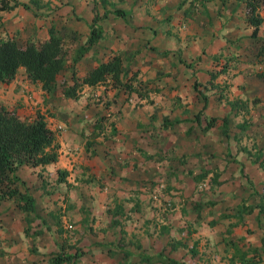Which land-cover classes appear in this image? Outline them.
<instances>
[{
    "label": "crops",
    "instance_id": "0c3cea01",
    "mask_svg": "<svg viewBox=\"0 0 264 264\" xmlns=\"http://www.w3.org/2000/svg\"><path fill=\"white\" fill-rule=\"evenodd\" d=\"M19 1L26 2L27 8L14 6L7 10H0L1 14L10 16L0 26L6 31V34L0 33V36H13L16 40L23 41L30 36L29 34L37 36L36 33L41 32L42 35L39 38H44L47 36V31L43 33L44 29L51 27L55 34L62 37L66 56H75V62L78 64L84 62L85 69L78 75L108 54L117 53L106 50V55L99 52L102 47V37L106 35L119 36L125 51L131 50L132 54L136 53L134 55H137L139 51L142 52V56L140 58L136 56L135 61L130 65L124 64L122 60L123 80L133 72H137L133 79L128 80L133 87L135 83L139 84L140 80L158 79L165 73L170 75L168 87L175 86L182 75L185 79L188 77L185 73L186 66H184L187 62L184 61L186 58L193 60L191 67L196 74L202 72L201 67L210 69V63L205 62L207 57L194 59L192 54L182 52V55H179L177 51H173L175 31L183 37L185 33L196 29L198 17L206 15L200 3L186 8V2L189 0H154L152 2L151 0H130L129 3H126V0H119L120 3L97 0V4L91 2L92 0ZM90 4L94 7L90 8ZM113 8L121 9L122 15L116 16ZM135 8L137 12H142L141 17L136 18L132 15L136 13ZM109 9L112 12L109 13ZM240 9L241 12L238 14L232 7L209 10L210 16L218 24L217 31L205 36L209 41L206 47L210 48L212 55L223 57L224 54L229 55V51L235 53V47L231 46L228 39L234 40L241 35L239 27L243 18L239 15L242 14L244 17L242 2ZM172 10L174 17L170 15ZM102 13L105 14L102 16ZM94 15H97L96 19H93ZM91 23L98 29L99 35L88 42ZM12 29L14 31H11ZM249 32L250 29L246 30L245 35ZM221 35L229 38L220 40ZM212 42H218V45L215 46ZM83 46L85 48L80 51L79 48ZM178 57L182 59L180 62L185 63L182 65L183 70L177 62ZM17 69L23 73L20 75L16 70L8 83L0 82L9 88L3 93L0 90V102L15 108L20 116L31 119L36 111L42 113L41 100L44 101L47 92L41 90L38 81H31L27 77L23 66ZM178 71H181V74L171 79V75ZM237 78L241 79V76ZM108 86L110 84L104 83L82 86L76 101L81 102L83 98L84 102L75 108L77 110L61 109L59 114L62 118L60 116L53 120L49 118L52 123L46 122L52 129L61 128L54 130L58 144L55 162L43 166L20 165L17 167L16 174L20 178L17 182L18 190L21 193H29L33 197L34 205L30 212L29 210L23 212V209L19 208L14 201V195L0 199V264H39L43 257L46 259L49 257L48 252L57 250L58 246L68 252L79 250L78 256L72 260L75 264L80 261L90 262V260L97 262L99 259L93 256L97 257L99 254L105 255L104 264H161L159 261H149L151 256L155 255L168 256L179 260L182 264H241L237 259L238 252L245 249L248 244H260V241L257 243L251 236L256 231L254 227H249L250 230H247L248 226L243 224V221H236L225 228L216 225L209 227L194 225V220L199 221L195 217L196 213H200L199 208H196V213L187 211L185 207L188 205H183L178 194H173L176 193V190H172L174 187L165 191L163 188L165 178L160 177L157 168L156 172L154 167L146 172L142 164V157L145 158V146H137L135 155L129 153V156L125 152L130 148H125L126 151L123 152L126 160L121 167L114 170L117 173L116 176L108 175L107 177L106 175V178L99 180L97 177L89 176L91 179L88 181L80 178L84 173L85 176L86 173H98L97 158L102 159L104 172L108 170L110 174L111 170L113 171L111 167L107 169L106 157L97 155L95 151L91 154L92 147L83 145L85 139L82 135V130H91L94 134L93 122L105 119L106 116L102 113L106 98L103 94L108 91L105 89L104 92H100L99 88ZM112 87L115 88L116 93L128 90L120 85ZM37 89L43 92L41 98L39 96L34 98ZM129 92L133 94V97L124 98L122 103V115L128 122V125L123 127L130 129H127L128 131H136L138 130L136 122L145 120V110L149 107L135 92ZM99 93L102 96L99 97ZM92 96L98 100L95 106L86 102L92 100ZM163 101L161 98L156 99L158 105L163 104ZM175 104L177 102H174L173 106ZM85 109L87 112H84ZM177 113L178 111L172 116ZM136 139L137 142L142 140L137 134ZM106 141L103 142L106 143ZM109 142L112 145L110 140ZM142 150L144 153H141ZM111 151L113 152V149ZM207 160L202 152L200 157H192L191 163L199 165L206 163ZM218 160V157H214V161ZM251 160L248 155L247 158L240 157L243 163H250ZM57 168L66 169L64 179H57ZM72 170L77 174L73 175ZM210 207L217 211L215 203ZM97 209L99 212L103 211V214H98ZM32 211L35 216L50 218V222H46L49 225L46 226V232L38 229L39 232L33 235L28 232L34 229L29 231L24 229L25 221L20 228H14L11 220L7 221L13 213L19 215V218L22 213L25 219L26 213H29L30 217ZM13 220L16 222L15 219ZM55 221L60 222L63 228H67L61 230L59 227V236L52 228L55 226ZM68 224L70 226H67ZM83 225L91 234L90 239L82 240ZM231 242H234L233 245H236L238 252H234L235 247ZM67 244L72 246L69 247ZM65 245L68 247L65 248ZM31 246L34 248L33 251H29ZM191 246L195 250L194 255L191 254ZM80 250L83 252L81 253ZM261 257V260L251 264H264V253Z\"/></svg>",
    "mask_w": 264,
    "mask_h": 264
},
{
    "label": "rangeland",
    "instance_id": "374dc122",
    "mask_svg": "<svg viewBox=\"0 0 264 264\" xmlns=\"http://www.w3.org/2000/svg\"><path fill=\"white\" fill-rule=\"evenodd\" d=\"M110 1L115 2L119 0ZM129 1L126 0V3H129ZM152 1L154 0L150 2ZM91 2L97 4L98 1L92 0ZM117 3H120V1ZM198 3L203 5L206 15L198 17L196 29L185 33L183 37H181L178 31H175L173 36V46L175 48H173V51H177L179 55H182V52L183 54H192L194 55V59H199L202 56L203 59L207 57L205 62L208 61L210 63V69L201 67L202 72L196 74L191 67L193 60H187L186 58L184 59V61H187L185 64L180 62L182 59L178 57L177 62L178 64L180 63L179 67L183 70V67L186 66L185 73L188 77L185 79L182 75V78H180V81L175 86L171 85L168 87L170 75L166 73L158 79L140 80L139 84L135 83V87L143 94L140 96L142 101L146 105L148 104L147 107H149V109L145 110V120L136 122L135 125L138 128L136 131H128L130 129L125 126L123 127V125H128V122L122 115V103L124 98L133 97V94L129 92L130 90L116 93L115 88L112 86L103 89L99 88L100 92H104L103 90L105 89L108 91V93L104 92L103 94V97L106 99L104 100L105 106H103L104 110L102 114L106 117L103 120L96 121L95 125H93L95 126L94 134L91 130H82V135L85 139L82 136V141L84 140V146L92 147L91 154L95 151L97 155H102L103 158L106 157V167L107 169L111 167L113 171L117 170V167H121L123 161L125 162L126 159L123 152L124 150L126 151L125 148H130L125 152L129 156V153L135 155L134 151L137 146H145V158L142 157V164L146 172L152 170V167H154V172H156L157 168L160 177L165 178V185L163 187L165 191L170 187H174L172 190H176V193L173 194H178L180 202L183 205H188V207H185L187 211L196 213V208H199L200 213H196L195 215L199 221L194 220V225L203 227L216 225L225 228V226L230 227L229 224L240 220L235 215L221 216L222 212H233L242 200L250 204L264 202V164H261L262 156L264 155V79L255 75L256 71L264 72V61L258 62L253 60V50L255 47L247 35H245V31L249 30V28L246 27L244 19H241L239 27L241 35L237 39H228L229 37H225L224 35L220 37V40L228 39L230 44L234 41V45H237L234 58H226V56L214 57L215 54L212 55L210 48L206 47L209 41L206 40L205 36L209 35V33H214L218 28L217 21L212 19L209 10L232 7L236 14H238L241 12V0H189L185 6H187L186 8H191V6H197ZM134 11L136 13L132 14L133 16L136 18L141 17L142 12H137V8ZM108 12H112L111 9ZM258 12L264 18V0L259 2ZM103 14L105 13L101 15L103 16ZM170 15L174 17L173 10ZM239 16L240 18H245V13L244 17H242V14ZM8 17L10 16L0 13V26L4 21L6 22V18ZM198 28L200 29L198 30ZM2 29L4 28H0V33L4 32L6 34V31ZM259 30V34L261 35V32L264 31V22ZM11 31H14V29ZM46 31L48 32V27L44 29L43 33ZM53 32L56 33L54 30ZM29 35L35 36L33 34ZM36 35L41 37L42 33L39 32ZM102 41V47L99 52L101 54H106V50L117 52L124 64L130 65L135 61L136 56L138 58L142 56V52L140 51L137 55H134L136 53L132 54L131 50L125 51L121 46L122 42L119 36L106 35L102 37ZM213 45L217 46L218 42ZM215 59L220 61L228 59L226 71L216 73L208 81L210 73L216 72L219 68V64L215 62ZM183 64L185 65L182 67ZM71 69L78 75L81 70L85 69L84 62L79 64L74 61L72 62L71 56H67L64 67L57 74L55 88L46 93L44 101L41 100L43 103L41 114L49 124L52 123V121H49V118H52V120L58 118V116L62 118L59 114L61 109H66L65 111L67 109L73 110L84 102L83 98H81V102L76 101V97L79 95L81 89L75 98L66 97L62 94V84L71 83L69 77ZM17 73L21 75L23 72L17 69ZM179 74H181V71L175 72L174 75H171V79L176 78ZM238 76H241V79L237 78ZM193 81L196 82V87L199 88L200 92L207 96V104L198 116L201 122L204 123V120L209 116L218 117L215 125L206 131H201L193 119L194 113L201 106V98L199 95H195L191 86ZM8 89V87L0 83L2 93ZM43 92L37 89L34 98L37 96L41 98ZM98 96L102 95L99 93ZM92 97V100L86 102L91 103V106H95V102L97 103L98 100H95L94 96ZM157 98L163 99L164 103L158 105L156 102ZM174 102H177L175 106H173ZM57 107L58 109H56ZM176 111L178 113L172 116ZM84 112H87V109ZM220 117L226 118L227 135H224L221 131L223 124ZM189 125H192V130L187 132L186 128ZM57 129L59 128L56 127L53 130L57 131ZM132 132L133 134H131ZM136 134L142 139L138 140L139 142H137ZM104 140H107L106 143L103 142ZM109 140L112 142V145ZM111 149H113V152ZM202 152L203 157L208 159L207 162L199 165L191 163V158L200 157ZM141 153H144V151L142 150ZM247 155L251 157V162H241L240 157L245 156L247 158ZM212 157V162H214V157H218L219 160L211 164ZM96 161L98 173H86V176L84 175L85 173L81 174L80 178L82 180L88 181L92 176L97 177V180H99L100 178H106V175L107 177L117 175L112 170L110 174H108V170L104 172L102 159L97 158ZM210 165L215 167L212 171L205 174L203 179L200 180V178L192 177L191 170L197 172L199 168L209 167ZM72 173L73 175L77 174L73 170ZM211 174H215L214 177ZM254 191H258V193H254ZM213 203L216 204V212L215 209L209 208ZM26 210L29 209H23V212H26ZM256 210L257 208L254 207L250 213H245L242 220L243 224L248 226L247 230H250L249 227H254L256 231L251 236L259 243L258 239L261 233H264V209L259 213ZM96 211H98V214H103V211L99 212V209ZM33 213V211L30 213V217L29 213H26L25 219L22 213L20 218L19 215L13 213L7 221L11 220L14 228H20L21 224L25 221L24 227L27 226L26 230L40 229L46 232V226H49L47 223L50 222V218H45L41 215L35 216ZM92 215L94 218V214ZM32 221L33 223H30ZM65 221L67 222V218H65ZM59 227L61 230L67 229L63 228L60 222L55 221V226H52V228L56 232V235L59 234ZM86 228L83 225V229H81L82 240L84 238H91V234ZM52 234L54 235V233ZM68 246L65 245V248ZM80 252L82 253L83 250H80ZM247 254H251V252H247ZM104 256L100 254L97 257L93 256L95 259H99L97 262L90 260V262L80 261V263L76 264H104ZM47 261L43 257L39 264H48ZM68 264L75 263L74 261H70Z\"/></svg>",
    "mask_w": 264,
    "mask_h": 264
},
{
    "label": "trees",
    "instance_id": "16d2710c",
    "mask_svg": "<svg viewBox=\"0 0 264 264\" xmlns=\"http://www.w3.org/2000/svg\"><path fill=\"white\" fill-rule=\"evenodd\" d=\"M260 1L241 0L245 13L243 21L246 23V27L250 29L247 37L255 47L253 50V60L258 62L264 61V31L261 32V35L259 34V29L264 22L263 16L258 12ZM14 6L27 8V3L19 0H0V10H7ZM92 7L94 5L90 4V8ZM113 13L122 15V10L113 8ZM96 17L97 15H94L93 19H96ZM89 28L88 42L96 39L99 35L98 29L92 23ZM233 45L231 46L233 47ZM234 47L237 48V45L235 44ZM84 48L85 46L79 48V50L83 51L82 49ZM235 55L236 53L229 51V55L224 54L223 57L234 58ZM66 57L63 39L60 35L55 34L51 27H48L47 36L44 38L28 36L23 41H19L13 36H0V82L8 83L13 78L17 68L23 66L27 77L31 81H38L40 88L44 92H50L56 86L57 74L64 67ZM71 60L75 62L76 57H71ZM215 62L219 64V68L216 72L210 73L208 81L216 73L226 71L228 59L223 61L215 59ZM121 73L124 74L120 55L118 53L108 54L80 75H76L73 69H71L69 73L71 83L62 84L61 91L64 96L75 98L83 85L109 83L110 86L120 85L125 89L135 91L138 96H142V92L136 87L131 86L128 82V80L136 76L137 72H133L125 80L122 79ZM255 75L264 79L263 71H256ZM191 86L195 95H199L202 101L201 106L194 113L193 119L201 131H206L215 125L218 117L209 116L204 120V123L201 122L198 116L207 104V96L200 92L199 88L196 87L195 81L192 82ZM220 119L223 124L221 131L224 135H227L226 118L220 117ZM191 130L192 125H189L186 131L190 132ZM57 147L55 132L47 125L40 112L36 111L31 119H27L20 116L15 108L8 107L0 102V199L9 198L14 195V201L19 207L31 210L34 205L33 197L29 193H21L18 190L17 182L20 181V178L16 174V169L20 165L43 166L55 162L57 159ZM215 162H211V164ZM261 162V164H264V155ZM214 167L210 165L209 167L199 168L200 170L198 169L197 172L191 170L190 173L192 177L200 178L201 180ZM56 171L57 179H64L67 173L66 169L57 168ZM214 175L211 174L212 177ZM254 193H258V191H254ZM242 201L239 206L235 207L233 212H222L220 215H235L241 221L243 215L250 213L254 207L257 208V213L264 209V202L250 204ZM26 228L27 226L24 229L26 230ZM38 232V229H34L28 233L35 235ZM259 241V245L248 244L240 252H238L239 250L236 248V245H233L234 242H231L235 247L234 252H238L237 259L240 260L241 264H251L261 260V256L264 253V233H261ZM190 249L191 254L193 253L192 255H194V248L191 246ZM32 250L34 248L31 246L29 251ZM247 252H251V254H247ZM48 253V264H68L79 254L77 250L68 252L61 246H58L57 250ZM152 260L159 261L161 264H182L179 260L162 255L151 256L149 261L152 262Z\"/></svg>",
    "mask_w": 264,
    "mask_h": 264
},
{
    "label": "built area",
    "instance_id": "2783aa9c",
    "mask_svg": "<svg viewBox=\"0 0 264 264\" xmlns=\"http://www.w3.org/2000/svg\"><path fill=\"white\" fill-rule=\"evenodd\" d=\"M67 226H70V224H68Z\"/></svg>",
    "mask_w": 264,
    "mask_h": 264
}]
</instances>
